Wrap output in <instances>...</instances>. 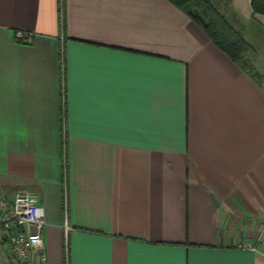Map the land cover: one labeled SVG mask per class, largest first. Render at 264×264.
Returning a JSON list of instances; mask_svg holds the SVG:
<instances>
[{
	"label": "crops",
	"instance_id": "1",
	"mask_svg": "<svg viewBox=\"0 0 264 264\" xmlns=\"http://www.w3.org/2000/svg\"><path fill=\"white\" fill-rule=\"evenodd\" d=\"M229 6L260 83L168 0H0V195L36 194L43 264H264L238 246L264 229V15Z\"/></svg>",
	"mask_w": 264,
	"mask_h": 264
},
{
	"label": "built area",
	"instance_id": "2",
	"mask_svg": "<svg viewBox=\"0 0 264 264\" xmlns=\"http://www.w3.org/2000/svg\"><path fill=\"white\" fill-rule=\"evenodd\" d=\"M15 36L23 42L31 40L28 31L18 30ZM43 224V208L33 191L17 190L11 200L0 195V264H43ZM238 246L253 251L264 248V229L253 241Z\"/></svg>",
	"mask_w": 264,
	"mask_h": 264
},
{
	"label": "trees",
	"instance_id": "3",
	"mask_svg": "<svg viewBox=\"0 0 264 264\" xmlns=\"http://www.w3.org/2000/svg\"><path fill=\"white\" fill-rule=\"evenodd\" d=\"M197 23L212 43L230 57L254 81L260 83L262 74L246 59L252 46L234 26L229 0H168ZM223 2V4H220ZM254 13L264 15V0H250Z\"/></svg>",
	"mask_w": 264,
	"mask_h": 264
},
{
	"label": "rangeland",
	"instance_id": "4",
	"mask_svg": "<svg viewBox=\"0 0 264 264\" xmlns=\"http://www.w3.org/2000/svg\"><path fill=\"white\" fill-rule=\"evenodd\" d=\"M220 4H223V2H220ZM258 61V69L264 74V51L258 52Z\"/></svg>",
	"mask_w": 264,
	"mask_h": 264
}]
</instances>
